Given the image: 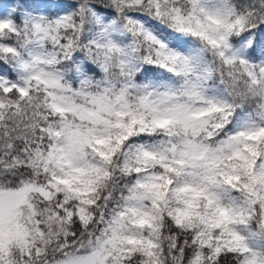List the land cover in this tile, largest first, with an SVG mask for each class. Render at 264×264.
I'll use <instances>...</instances> for the list:
<instances>
[{"label": "snow or ice", "instance_id": "obj_1", "mask_svg": "<svg viewBox=\"0 0 264 264\" xmlns=\"http://www.w3.org/2000/svg\"><path fill=\"white\" fill-rule=\"evenodd\" d=\"M0 264H264V0H0Z\"/></svg>", "mask_w": 264, "mask_h": 264}]
</instances>
